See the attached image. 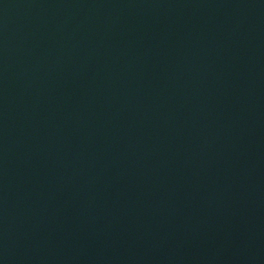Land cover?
<instances>
[{"label":"water","instance_id":"obj_1","mask_svg":"<svg viewBox=\"0 0 264 264\" xmlns=\"http://www.w3.org/2000/svg\"><path fill=\"white\" fill-rule=\"evenodd\" d=\"M0 264H264V0H0Z\"/></svg>","mask_w":264,"mask_h":264}]
</instances>
